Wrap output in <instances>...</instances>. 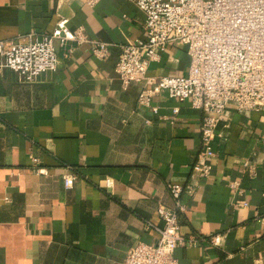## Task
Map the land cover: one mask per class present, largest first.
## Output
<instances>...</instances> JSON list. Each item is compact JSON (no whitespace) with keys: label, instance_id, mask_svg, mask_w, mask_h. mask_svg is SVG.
Returning <instances> with one entry per match:
<instances>
[{"label":"crops","instance_id":"0c3cea01","mask_svg":"<svg viewBox=\"0 0 264 264\" xmlns=\"http://www.w3.org/2000/svg\"><path fill=\"white\" fill-rule=\"evenodd\" d=\"M60 16L110 46L100 60L86 42L56 44L55 71L0 76V264H124L159 237L157 206L175 208L168 183L182 186L181 234L223 235L218 247H176L180 264H264V111L227 104L209 174L194 176L202 112L161 91L153 114L137 102L144 84L124 88L115 72L119 45L144 37L131 0H0V39L50 33ZM187 68L185 49L169 44L147 73ZM65 173L76 176L68 188Z\"/></svg>","mask_w":264,"mask_h":264},{"label":"built area","instance_id":"2783aa9c","mask_svg":"<svg viewBox=\"0 0 264 264\" xmlns=\"http://www.w3.org/2000/svg\"><path fill=\"white\" fill-rule=\"evenodd\" d=\"M95 1L86 0V3ZM131 2L143 15L144 37L119 45L115 72L124 88L131 82L144 84L137 102L150 108L153 114L158 108L152 101L161 91L179 103L188 101L192 108L202 112L201 147L192 173L205 178L210 171L209 160L214 156L216 127L226 105L233 103L240 111H264V0ZM67 22V18L60 16L50 33L30 30L22 36L0 39V76L7 69L16 72L25 83L34 82L40 74L57 69L56 44L64 46L67 42H86L93 57L100 60L106 57L109 43L88 39L81 27L71 30ZM169 44L185 49L186 74L149 75L150 63L158 61ZM172 112L175 115L178 107ZM32 161L36 163L37 159ZM36 172L46 174L40 167ZM75 177L72 173L63 174L64 186L70 187ZM103 182L106 188L113 185L110 178ZM230 185L236 187L237 182ZM167 189L175 208L157 206L163 221V227L157 228L159 237L154 242H138L129 248L124 264H180L174 257L178 246H198L200 241L221 245L220 233L205 238L181 234L178 213L184 211L179 200L182 186L168 183Z\"/></svg>","mask_w":264,"mask_h":264}]
</instances>
